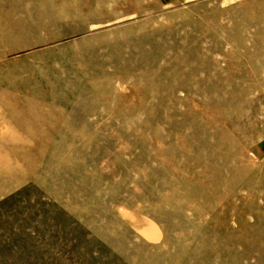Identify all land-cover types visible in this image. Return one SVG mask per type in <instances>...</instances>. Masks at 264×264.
I'll return each mask as SVG.
<instances>
[{"label": "rangeland", "instance_id": "374dc122", "mask_svg": "<svg viewBox=\"0 0 264 264\" xmlns=\"http://www.w3.org/2000/svg\"><path fill=\"white\" fill-rule=\"evenodd\" d=\"M0 264H264V0H0Z\"/></svg>", "mask_w": 264, "mask_h": 264}, {"label": "bare ground", "instance_id": "6f19581e", "mask_svg": "<svg viewBox=\"0 0 264 264\" xmlns=\"http://www.w3.org/2000/svg\"><path fill=\"white\" fill-rule=\"evenodd\" d=\"M209 109H210V107H209ZM160 113H161V112H160ZM187 115H188V114H185V113H184L182 116L187 117ZM176 117H178V116H177V113L173 116V118L175 119ZM174 119H173V120H174ZM185 119H187V118H185ZM161 121H162V120H160L159 122L162 123ZM175 121H176V120H175ZM172 122H173V121H172ZM178 123H180V122H178ZM186 123H187V120H186ZM161 125H162V124H161ZM189 134H190V133H189ZM182 135H183V134H182ZM190 135H191V134H190ZM198 136H199V135H198ZM175 137H176V136H175ZM192 137H193V136H192ZM181 138H184V139L187 138V139H188L189 136H188V134L186 133V134L184 135V137H181ZM190 138H191V136H190ZM228 138H229V137H228ZM191 139H192V138H191ZM227 140H228V139H227ZM228 145H229V144H228ZM216 182H217V181H216Z\"/></svg>", "mask_w": 264, "mask_h": 264}]
</instances>
